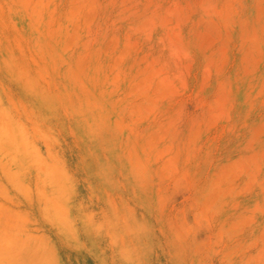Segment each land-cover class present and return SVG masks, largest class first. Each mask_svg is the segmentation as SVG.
I'll return each instance as SVG.
<instances>
[{"label": "rangeland", "instance_id": "374dc122", "mask_svg": "<svg viewBox=\"0 0 264 264\" xmlns=\"http://www.w3.org/2000/svg\"><path fill=\"white\" fill-rule=\"evenodd\" d=\"M0 138V264H264V0H0Z\"/></svg>", "mask_w": 264, "mask_h": 264}, {"label": "bare ground", "instance_id": "6f19581e", "mask_svg": "<svg viewBox=\"0 0 264 264\" xmlns=\"http://www.w3.org/2000/svg\"><path fill=\"white\" fill-rule=\"evenodd\" d=\"M6 135H12V127L11 126H5V132H4ZM13 140V139H12ZM11 140V141H12ZM15 140V139H14ZM13 142V141H12ZM14 145H16V144H14ZM2 146L3 147H5V145H4V143H2V140H1V138H0V149L2 148ZM17 147V146H16ZM28 150H24V152L25 153H29V151L27 152ZM28 157H31L32 158V156H28ZM59 174H60V170H59V168H55V170L53 171V179H54V181H53V184H54V186L56 187H58V181L56 182V179L58 180V176H59ZM62 194H61V192H57V194H56V196L53 198V201H54V203H55V205L57 206V207H60L61 206V203H62ZM7 222V221H6ZM24 231V230H23ZM23 231L22 230H16L15 232V237H14V241H17V243L19 242V241H21V234L23 233ZM27 231V230H26ZM28 240H29V238H28ZM13 243V242H12ZM11 244V243H10ZM14 246H16L15 244H14ZM13 246V247H14ZM10 247L12 248V246L10 245ZM49 255V254H48Z\"/></svg>", "mask_w": 264, "mask_h": 264}]
</instances>
